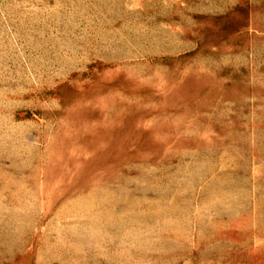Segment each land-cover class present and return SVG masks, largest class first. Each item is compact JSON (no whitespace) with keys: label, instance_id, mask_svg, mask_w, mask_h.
<instances>
[{"label":"rangeland","instance_id":"rangeland-1","mask_svg":"<svg viewBox=\"0 0 264 264\" xmlns=\"http://www.w3.org/2000/svg\"><path fill=\"white\" fill-rule=\"evenodd\" d=\"M0 264H264V0H0Z\"/></svg>","mask_w":264,"mask_h":264}]
</instances>
